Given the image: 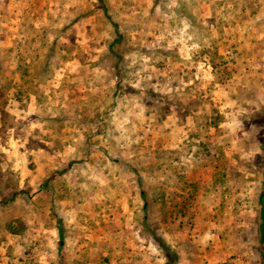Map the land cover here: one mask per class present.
<instances>
[{
  "label": "rangeland",
  "instance_id": "rangeland-1",
  "mask_svg": "<svg viewBox=\"0 0 264 264\" xmlns=\"http://www.w3.org/2000/svg\"><path fill=\"white\" fill-rule=\"evenodd\" d=\"M263 191L264 0H0V264H263Z\"/></svg>",
  "mask_w": 264,
  "mask_h": 264
},
{
  "label": "trees",
  "instance_id": "trees-1",
  "mask_svg": "<svg viewBox=\"0 0 264 264\" xmlns=\"http://www.w3.org/2000/svg\"><path fill=\"white\" fill-rule=\"evenodd\" d=\"M260 203L262 204L259 209V214L262 218V223L260 225V246L259 251L261 253L262 262L264 264V191L260 195L259 199ZM59 234H60V244H64V233L62 228H58ZM157 242L159 243L161 249L163 250L164 256H165V264H179V255L178 253L161 237L156 238Z\"/></svg>",
  "mask_w": 264,
  "mask_h": 264
}]
</instances>
